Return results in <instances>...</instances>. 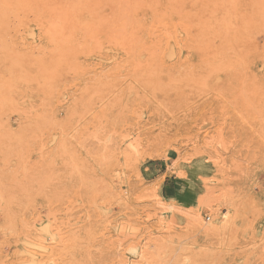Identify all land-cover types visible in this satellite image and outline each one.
I'll return each instance as SVG.
<instances>
[{"label":"rangeland","instance_id":"rangeland-1","mask_svg":"<svg viewBox=\"0 0 264 264\" xmlns=\"http://www.w3.org/2000/svg\"><path fill=\"white\" fill-rule=\"evenodd\" d=\"M0 264H264V0H0Z\"/></svg>","mask_w":264,"mask_h":264},{"label":"bare ground","instance_id":"bare-ground-1","mask_svg":"<svg viewBox=\"0 0 264 264\" xmlns=\"http://www.w3.org/2000/svg\"><path fill=\"white\" fill-rule=\"evenodd\" d=\"M225 215H226V214H225ZM226 217H227V216H225V218H223V219H226ZM228 219H229V218H228ZM228 219H226V220H228ZM228 221H229V220H228ZM228 221H227V222H228ZM227 222L224 221L223 223H221L220 227H225V226L227 225ZM227 226H229V225H227Z\"/></svg>","mask_w":264,"mask_h":264}]
</instances>
